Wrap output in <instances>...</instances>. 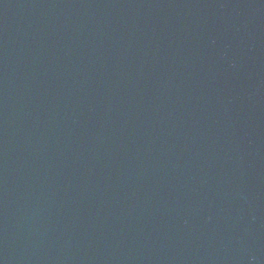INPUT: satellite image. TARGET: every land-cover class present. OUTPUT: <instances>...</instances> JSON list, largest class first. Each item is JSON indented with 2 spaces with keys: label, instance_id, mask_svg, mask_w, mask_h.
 I'll return each instance as SVG.
<instances>
[{
  "label": "water",
  "instance_id": "water-1",
  "mask_svg": "<svg viewBox=\"0 0 264 264\" xmlns=\"http://www.w3.org/2000/svg\"><path fill=\"white\" fill-rule=\"evenodd\" d=\"M0 264H264V0H0Z\"/></svg>",
  "mask_w": 264,
  "mask_h": 264
}]
</instances>
